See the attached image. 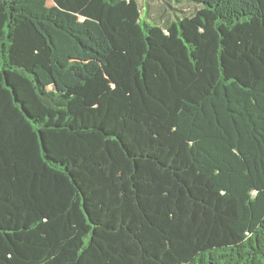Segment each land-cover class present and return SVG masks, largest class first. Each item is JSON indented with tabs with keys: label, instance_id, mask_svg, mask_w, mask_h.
<instances>
[{
	"label": "trees",
	"instance_id": "16d2710c",
	"mask_svg": "<svg viewBox=\"0 0 264 264\" xmlns=\"http://www.w3.org/2000/svg\"><path fill=\"white\" fill-rule=\"evenodd\" d=\"M150 1L0 0V264H264V0Z\"/></svg>",
	"mask_w": 264,
	"mask_h": 264
},
{
	"label": "rangeland",
	"instance_id": "374dc122",
	"mask_svg": "<svg viewBox=\"0 0 264 264\" xmlns=\"http://www.w3.org/2000/svg\"><path fill=\"white\" fill-rule=\"evenodd\" d=\"M38 4H45V6L48 8L47 11H50L51 14H53L61 23L68 25L69 22L73 21V24H69L74 28L76 32H78L83 39H85L89 34H96L98 30L95 27L90 26V24L85 23L83 20L75 19L73 20V17L71 15L65 14L61 11H56L54 8V5L50 2H45V0H36ZM150 5V12H148L147 7L144 5V8L140 11V18L141 21H145L147 23L156 24L161 23L166 20H173V15H178V5L174 4V2H168L165 3L162 0H151L149 2ZM183 9L185 11H191L192 7L188 4L183 6ZM151 13V14H150ZM153 17H152V16ZM59 49L61 50V55L66 61H72L76 59L75 54L70 49V46L65 41L59 42ZM92 65V68L95 67L94 64ZM50 89L59 90V87L53 86Z\"/></svg>",
	"mask_w": 264,
	"mask_h": 264
}]
</instances>
